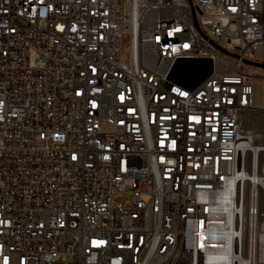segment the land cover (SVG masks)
<instances>
[{"label": "built area", "instance_id": "obj_1", "mask_svg": "<svg viewBox=\"0 0 264 264\" xmlns=\"http://www.w3.org/2000/svg\"><path fill=\"white\" fill-rule=\"evenodd\" d=\"M259 65L264 0H0V264H264Z\"/></svg>", "mask_w": 264, "mask_h": 264}, {"label": "water", "instance_id": "obj_2", "mask_svg": "<svg viewBox=\"0 0 264 264\" xmlns=\"http://www.w3.org/2000/svg\"><path fill=\"white\" fill-rule=\"evenodd\" d=\"M264 68V65H259ZM213 73L211 59H180L174 64L169 81L193 91L203 84Z\"/></svg>", "mask_w": 264, "mask_h": 264}, {"label": "bare ground", "instance_id": "obj_3", "mask_svg": "<svg viewBox=\"0 0 264 264\" xmlns=\"http://www.w3.org/2000/svg\"><path fill=\"white\" fill-rule=\"evenodd\" d=\"M259 71V70H258ZM247 130L251 132V136L254 138L256 147H264V111L260 109H252L246 118ZM259 136V137H258ZM222 207L225 203L220 204ZM226 208V206H225ZM222 210H226L222 208ZM226 217V216H225ZM230 222V221H228ZM223 236V235H222ZM225 237H229V233L226 232ZM223 236V237H224ZM202 244V242H201ZM228 245H224L227 248Z\"/></svg>", "mask_w": 264, "mask_h": 264}, {"label": "rangeland", "instance_id": "obj_4", "mask_svg": "<svg viewBox=\"0 0 264 264\" xmlns=\"http://www.w3.org/2000/svg\"><path fill=\"white\" fill-rule=\"evenodd\" d=\"M261 73V76H259L256 80V93H255V99H254V106L255 109H260L264 111V69L262 71H259ZM59 98L65 97V92L63 90H60L58 92ZM259 137V136H258ZM115 201L122 202L125 206H128L131 200V197L129 194H118L115 196ZM64 261H69L68 256L63 257Z\"/></svg>", "mask_w": 264, "mask_h": 264}, {"label": "snow or ice", "instance_id": "obj_5", "mask_svg": "<svg viewBox=\"0 0 264 264\" xmlns=\"http://www.w3.org/2000/svg\"><path fill=\"white\" fill-rule=\"evenodd\" d=\"M77 95H79V93H77ZM94 107H95V105H93ZM194 119H197L198 120V118H194ZM76 157L75 156H73V159H75ZM103 243V241H99V242H97V241H93V244L94 245H96V244H102ZM5 264H7V260H5Z\"/></svg>", "mask_w": 264, "mask_h": 264}]
</instances>
